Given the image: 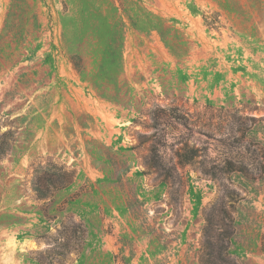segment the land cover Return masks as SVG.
I'll use <instances>...</instances> for the list:
<instances>
[{
	"label": "rangeland",
	"instance_id": "obj_1",
	"mask_svg": "<svg viewBox=\"0 0 264 264\" xmlns=\"http://www.w3.org/2000/svg\"><path fill=\"white\" fill-rule=\"evenodd\" d=\"M1 147L0 264H264V0H0Z\"/></svg>",
	"mask_w": 264,
	"mask_h": 264
},
{
	"label": "trees",
	"instance_id": "obj_2",
	"mask_svg": "<svg viewBox=\"0 0 264 264\" xmlns=\"http://www.w3.org/2000/svg\"><path fill=\"white\" fill-rule=\"evenodd\" d=\"M193 13H195V11L192 10ZM0 150L2 151V147L0 148ZM45 183L48 184V187L51 188L53 191H59L62 189L67 188L70 183L63 177V176H56V179H44ZM33 191L36 194L37 199H45L46 197H48V188H42L39 185H34L33 186ZM207 264V261H204L202 264Z\"/></svg>",
	"mask_w": 264,
	"mask_h": 264
}]
</instances>
